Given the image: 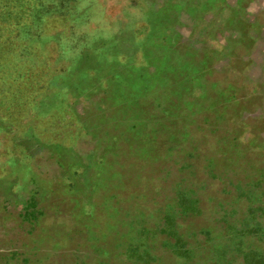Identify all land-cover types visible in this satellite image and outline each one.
Instances as JSON below:
<instances>
[{"label":"rangeland","instance_id":"1","mask_svg":"<svg viewBox=\"0 0 264 264\" xmlns=\"http://www.w3.org/2000/svg\"><path fill=\"white\" fill-rule=\"evenodd\" d=\"M239 1L0 0V264L264 263V27L227 109L171 64Z\"/></svg>","mask_w":264,"mask_h":264},{"label":"trees","instance_id":"2","mask_svg":"<svg viewBox=\"0 0 264 264\" xmlns=\"http://www.w3.org/2000/svg\"><path fill=\"white\" fill-rule=\"evenodd\" d=\"M250 1L252 0H240L237 6L229 7L228 5L220 9L224 13V30H233L237 32L236 36H227V42L223 48H215L206 43V47L203 50H199L181 43L171 51V57L173 59L171 64H173L175 68H179L182 65L187 66V64H184L187 60H197V63L204 71L201 81L205 86L204 90L207 95L206 97L211 101L219 98L224 109H227L231 103L228 102V98L224 97L223 89L227 87V84L230 82H235L240 87H243L245 80L242 76L230 80L231 77L225 74V70L220 71L217 69V61L228 57L235 59L234 61L232 60V63H245L246 60L242 58L245 52L244 50H246V48L250 50L251 47H253L252 45L255 42V38L257 39V37H259L257 34L261 32L264 27V10L254 13V17L252 18L249 17L250 13L247 10V6H249ZM207 35H210V31ZM248 42H252V45L247 44ZM188 52L190 55L187 54ZM260 92L261 91L252 92L248 97L256 101ZM248 264L264 263L263 260L252 257L249 258Z\"/></svg>","mask_w":264,"mask_h":264}]
</instances>
